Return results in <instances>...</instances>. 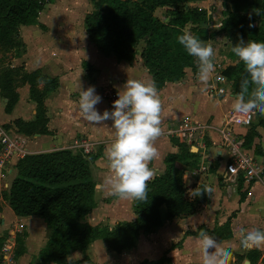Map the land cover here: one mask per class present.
Masks as SVG:
<instances>
[{"label":"crops","instance_id":"crops-1","mask_svg":"<svg viewBox=\"0 0 264 264\" xmlns=\"http://www.w3.org/2000/svg\"><path fill=\"white\" fill-rule=\"evenodd\" d=\"M54 2L49 3L47 9L40 13L39 21L44 27L39 24L21 26L23 48L19 54L11 57L13 67H21L26 72L41 70L59 79L57 89L45 99L48 132L32 135L19 133L26 136L30 154L60 149L82 151L74 147L78 139L93 143V152L88 156L97 184V207L87 215L86 221L93 226L113 228L119 222L136 218L135 200H122L111 195L104 184L105 177L109 175L105 150L114 138L112 121L97 125L82 117L78 106V85L80 82L84 89L94 86L96 94L102 98V86L112 85L120 90L127 79L145 82L154 79L140 55L133 61H120L115 55L103 54L86 32L87 13L76 15L75 0ZM47 10L57 14L56 17H45L43 13ZM214 66L216 69L217 62ZM211 82H215L214 72L207 84H203L198 79V70L187 68L182 79L166 82L163 87L157 88L162 106L160 126L163 134L155 142L158 156L149 164L155 171L153 179L165 172V160L169 154L181 153L180 143L188 145L172 133L183 117L191 116L212 125L203 144L188 145L197 154L196 163L175 162V167L183 173L187 198H204L197 204V210L170 219L165 207H162V225L151 232L141 230L135 247L117 252L110 249L104 240L97 239L85 252L72 250L68 254L69 261L82 260L87 256L89 261L80 264H140L162 258H167V264H201V256L196 251L199 232L204 230L209 234V230L224 226L231 218V235L217 241L222 247L231 249L234 257L232 264H264V248L246 250L241 246L239 238L241 227L245 230H264V174L249 182L241 176L238 184L233 187L225 184L223 174L228 150L221 145L220 128L224 118L235 109L234 102L238 94L228 82L224 95L213 96L207 89ZM17 90L18 102L10 112L6 111L8 99L0 93V125L18 132L16 122L35 120L37 107L30 99L29 84H21ZM95 107L100 114L109 110L103 98ZM251 127L235 123L233 130L244 140ZM256 131L258 135L254 137L251 148L244 147L258 162L264 164V128L257 125ZM258 146L262 149L261 154L256 152ZM17 162L12 161L0 175V241L14 239L16 246V232L23 228L27 233L24 252L15 263L56 264L40 260V251L49 234L44 219L37 215L17 216L5 198V193L17 175ZM203 166L206 170L202 169ZM205 186L213 189L211 196L190 195L192 190L197 187L203 190Z\"/></svg>","mask_w":264,"mask_h":264},{"label":"trees","instance_id":"trees-1","mask_svg":"<svg viewBox=\"0 0 264 264\" xmlns=\"http://www.w3.org/2000/svg\"><path fill=\"white\" fill-rule=\"evenodd\" d=\"M54 0H0V51L10 53L23 48L20 28L24 25L40 23V13ZM93 9L86 14L85 28L90 40L105 55H115L118 60L133 61L138 55L153 76L156 88L166 82L177 81L186 75V69L197 71V60L188 55L177 37L191 32L204 43L210 34L207 24L211 20L207 9L191 6L192 2L203 0H90ZM243 10H231L223 21L224 30L235 32L232 43L241 38L264 42V24L255 25L259 14L264 15V0H235ZM239 8V6H236ZM165 8V19L156 14L157 9ZM250 12V13H249ZM21 49V50H20ZM228 79L233 78V90L240 92L243 69L236 74L233 67L222 72ZM38 79L43 86H38ZM30 85V99L36 103L37 115L33 121L18 120V132L26 135L48 132L46 97L57 89L59 79L44 74L41 70L26 72L21 67L2 65L0 67V93L8 99L6 111L10 112L18 102V86ZM254 86H250L251 88ZM264 128V116H257ZM257 125L253 124L244 138V146L251 148L258 135ZM180 154H169L165 160L166 170L148 183L146 201L135 200L136 218L119 222L113 228L105 225L93 226L86 221L87 215L97 207L95 198L96 182L92 175L89 156L82 151L60 149L52 152L28 154L16 164L17 175L10 189L5 193L9 205L17 216L37 215L47 224L49 236L40 251V260L56 264H80L89 261H69L72 250L85 252L97 239L104 240L110 249L117 252L136 246L141 230L151 232L158 229L163 218L160 212L165 207L168 218L193 213L197 204L204 198L190 200L186 196L183 173L175 167L176 161L195 164L197 154L190 147L180 143ZM262 153L260 146L256 148ZM230 221L214 230L210 236L216 240L231 235ZM16 235L18 258L24 252L23 236ZM27 235V233H26ZM26 237V236H25ZM0 241V264H3ZM167 258L159 261H144L140 264H167Z\"/></svg>","mask_w":264,"mask_h":264},{"label":"clouds","instance_id":"clouds-1","mask_svg":"<svg viewBox=\"0 0 264 264\" xmlns=\"http://www.w3.org/2000/svg\"><path fill=\"white\" fill-rule=\"evenodd\" d=\"M177 39L188 55L196 58L198 79L207 84L215 70L211 43H204L190 32H184ZM231 51L243 62L247 73L242 77L240 92L235 97V110L245 115L264 116V42H245L241 38ZM43 83L38 79V86ZM250 86H254L251 91ZM78 92V106L85 120L97 125L112 121L114 138L105 150L109 175L104 184L109 193L122 200L146 201L148 182L155 175L149 164L158 156L155 142L163 134L160 126L162 106L155 82L127 79L117 92L113 110H105L103 114L95 107L102 98L96 94L94 86L84 89L79 82ZM212 192L208 186L203 190L197 187L190 195L211 196ZM239 238L246 250L264 248V230L241 227ZM196 251L201 256V264H232L234 261L231 249L222 247L204 230L198 234Z\"/></svg>","mask_w":264,"mask_h":264},{"label":"built area","instance_id":"built-area-1","mask_svg":"<svg viewBox=\"0 0 264 264\" xmlns=\"http://www.w3.org/2000/svg\"><path fill=\"white\" fill-rule=\"evenodd\" d=\"M228 79L222 73L215 75V82L208 85V92L213 96L224 95L227 90L225 85ZM118 89L112 85L101 87L102 98L107 102L109 110H113V102L118 99ZM257 116L245 115L235 109L224 118L223 125L220 128L221 145L228 150V159L225 164L223 178L228 187L238 184L239 178L243 176L246 181L259 179L264 174V164L250 154L244 147V140L239 137L233 130L234 124L239 123L245 127H251L255 124ZM212 130L210 123L197 121L191 116H185L181 119L178 127L172 131L182 142L189 146H199L206 140L207 133ZM74 147L80 148L85 155L93 152L94 145L83 139L74 142ZM30 154L27 147L26 136L17 131L0 125V175L7 166L14 160L19 161L26 155ZM206 170V167H202ZM15 240L7 239L2 248L3 261L14 263L15 259Z\"/></svg>","mask_w":264,"mask_h":264},{"label":"rangeland","instance_id":"rangeland-1","mask_svg":"<svg viewBox=\"0 0 264 264\" xmlns=\"http://www.w3.org/2000/svg\"><path fill=\"white\" fill-rule=\"evenodd\" d=\"M75 1L76 2L74 4V7H75V11H77L76 15H82L83 12L88 13L93 9V4L90 0H75ZM57 2L58 0H55L54 4H56ZM189 5L205 8L207 9L208 14L211 16V20L207 24L208 27L207 29L210 34V39L208 40V43L210 42L214 49L213 63L217 62V68L214 71L215 75L220 72H223L226 68L230 66L235 69L236 74H240V72L244 69V64L231 51L232 47L234 46L232 40L236 34L235 32L224 30L223 21L224 19H227L229 11L231 10L240 11L243 10L245 6L241 3L236 4L235 0H203L198 2H192ZM47 6L48 5H46V7ZM236 6H239V8H237ZM46 7L44 10L47 9ZM166 11L167 10L165 8H159L157 9V15L160 16L162 19H165ZM50 12L51 11L47 10L43 14L45 17H47V15L49 17H56L57 14H51ZM49 14H51V16ZM263 24H264V15L259 14L257 21L255 22V25L262 26ZM17 53H18V49H15L13 50V52L7 54L2 53L0 51V67L2 65H10L11 57ZM232 81H234V79L229 78L228 82H230V84L228 82L227 84L229 85L233 84ZM231 88H233V85H231ZM19 233L25 234L23 236V240H25L26 230L23 228L18 229L16 235H18ZM17 246L18 243L16 244L14 250L17 249ZM16 259L18 258L15 256L13 264H16L15 263ZM3 263L9 264L7 260L4 261Z\"/></svg>","mask_w":264,"mask_h":264},{"label":"water","instance_id":"water-1","mask_svg":"<svg viewBox=\"0 0 264 264\" xmlns=\"http://www.w3.org/2000/svg\"><path fill=\"white\" fill-rule=\"evenodd\" d=\"M255 124H256V125L259 124V120H258V119L255 120Z\"/></svg>","mask_w":264,"mask_h":264}]
</instances>
